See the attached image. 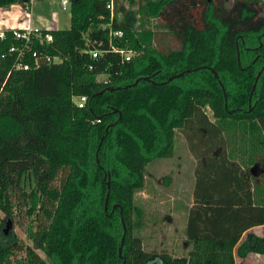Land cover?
<instances>
[{
    "label": "trees",
    "instance_id": "1",
    "mask_svg": "<svg viewBox=\"0 0 264 264\" xmlns=\"http://www.w3.org/2000/svg\"><path fill=\"white\" fill-rule=\"evenodd\" d=\"M108 1L69 0L70 28L33 44L58 62L36 68L27 54L32 68L17 69L10 50L22 42L14 30L0 38V212L36 223L33 245H23L2 238L7 223L0 220V264H14L23 250L18 264H47L37 250L55 264H123L122 218L124 264H236L235 253L264 255V234L243 240L264 226V182L249 172L264 163V70L250 109L264 67V2L115 0L111 20ZM30 3L0 0V8L28 10ZM110 22L125 35L115 48L132 50L131 61L111 48L102 29ZM172 40L176 47L166 46ZM79 96L88 99L84 108ZM177 131L197 160L186 225L191 250L183 257L148 253L134 235L141 221L133 220L144 215L135 200L146 168L174 157Z\"/></svg>",
    "mask_w": 264,
    "mask_h": 264
},
{
    "label": "rangeland",
    "instance_id": "2",
    "mask_svg": "<svg viewBox=\"0 0 264 264\" xmlns=\"http://www.w3.org/2000/svg\"><path fill=\"white\" fill-rule=\"evenodd\" d=\"M35 1L37 4H33L32 7L34 15H42L47 20H50L54 28L68 29L70 27V7L65 11L63 8L64 0ZM228 1L231 3L233 0ZM262 2H264V0H262ZM23 12V10H19L14 14L21 16ZM127 18L129 21H133L131 15ZM1 32L4 31H0V33ZM167 42L171 43L170 37ZM175 45L176 44L173 42V44L166 46L174 48L176 47ZM259 72H261V70L258 71V74ZM105 79V75L98 77L100 81H105ZM222 88L227 96V90L223 83ZM254 105V102H251L250 109H253ZM209 115L211 114L209 113ZM196 165L197 160L190 152L186 137L180 131L176 132V149L174 157L157 159L148 164L145 173V188L136 193L135 200L136 207L139 210L141 209L144 215L142 219L138 218L137 214L133 215L135 223H137L138 220L141 221V225L135 228L134 235L142 238L144 248L148 253L159 255L163 254L165 251L175 257H183L187 256L191 250H189L188 246L191 247V245L187 242L186 237V217L189 207L191 208V205L194 204V173ZM249 172L252 177L264 182V163L257 164V166L252 165ZM107 176H110L108 170L106 172V177ZM33 219L34 217L27 218L26 215L16 216L13 222L0 212V220H6V223L12 221L13 223V229L8 234L4 233L5 231L1 233L2 238L8 237L7 239L13 240L16 236L23 245H33V242L29 239V232L34 228V225H36ZM247 233L263 236L264 226L254 228ZM246 237L247 234H245L243 240H245ZM122 238L123 234L120 233L119 245L122 242ZM37 252L47 264H55L41 250H37ZM235 255L238 258L237 264H264V255L261 254L253 253L245 258L239 257L236 253ZM25 257L26 252L24 250L17 252L14 256V264H18Z\"/></svg>",
    "mask_w": 264,
    "mask_h": 264
},
{
    "label": "built area",
    "instance_id": "3",
    "mask_svg": "<svg viewBox=\"0 0 264 264\" xmlns=\"http://www.w3.org/2000/svg\"><path fill=\"white\" fill-rule=\"evenodd\" d=\"M68 7H70V2L68 0H64L63 8L68 9ZM107 7L111 12V20H113L114 12H115V0H109ZM102 29L109 30L107 38L111 48H113L115 52H119L125 61L127 62L131 61L135 55L132 50L116 49L114 46V40L124 39L125 36L124 32L122 30H114L111 22L108 24H103ZM47 31L49 30L40 28L38 26L25 30H14L15 38L22 42L21 46L12 47L10 50L11 53H17V64L15 66L17 69L30 70L32 68L31 64L25 62V57L27 54L32 55L36 68L41 66L42 61L46 63L59 61L58 58H53L49 55L40 53L39 51H34L32 48L33 44L36 42L40 44H45V43L49 44L53 42L52 34ZM4 37H5V33L1 32L0 38L3 39ZM91 53L93 59H98L101 56V52L99 50H93ZM75 102L79 108H84L88 102V99L86 96H79L75 98Z\"/></svg>",
    "mask_w": 264,
    "mask_h": 264
},
{
    "label": "crops",
    "instance_id": "4",
    "mask_svg": "<svg viewBox=\"0 0 264 264\" xmlns=\"http://www.w3.org/2000/svg\"><path fill=\"white\" fill-rule=\"evenodd\" d=\"M35 2H36L35 0H31V3L29 5L28 10H25L21 5H13V6L6 7V8H0V31L14 30V29H28V28L35 27V26H38V27L46 29V30H53V29L60 30V29L54 28V26H52V23L50 22V20H47L42 15H34L33 14V12H32L33 4H37V2L36 3ZM19 10L24 11L23 15L20 16V15L14 14L15 12H17ZM66 10L67 9H65V11ZM70 23H71V16H70ZM193 205H191V207ZM255 228H257V227H255ZM253 229H251V230H253ZM246 234H248V233H246ZM188 247L190 250L191 247L190 246H188ZM252 254L253 253H251V255ZM237 262H238V258L236 257V264H237Z\"/></svg>",
    "mask_w": 264,
    "mask_h": 264
},
{
    "label": "water",
    "instance_id": "5",
    "mask_svg": "<svg viewBox=\"0 0 264 264\" xmlns=\"http://www.w3.org/2000/svg\"><path fill=\"white\" fill-rule=\"evenodd\" d=\"M238 58H239V60H240V52H239V48H238ZM195 70H198V69H195ZM263 70H264V69H263ZM211 71L213 72L215 78H216V79L220 82V84L222 85L218 73H217L214 69H212V68H211ZM189 72H190V71L188 70V71H186V72H183V73L177 74V75H175V76H172V77H170V78L168 79V81L164 82V84H167V83H169V82H172L173 80H175V79H177V78H180V77L184 76L185 73H189ZM261 74H262V71L259 72V74H258L257 77H256V81H255V83H254V86H253V89H252V94H251V97H250V102H251L252 95H253V93H254V91H255V89H256V85H257V82H258V80H259ZM144 79H146V80H150L149 77H145ZM141 80H142V79H138V80H136V82H135L134 84L129 85L128 87H130V86H134V85H137ZM128 87H127V88H128ZM120 89H121L120 87H119V88H113V87L107 88L108 91H114V90H120ZM104 92H105V91H102V93H104ZM225 96H226V95H225ZM115 111H116V110H115ZM116 112H119V111H116ZM119 115H120V119H121V117H122V113L119 112ZM112 125H114V124L109 125V127L112 126ZM109 127H107L106 131L109 130ZM103 140H104V137H103L102 141H103ZM256 166H257V165H256ZM109 180H110V176H109ZM110 188H111V187H110V181H108V194H107V197H106L105 210L107 209V207H108V203H109ZM121 213H122V210H121ZM122 223H123V227H124V235H123L122 242H121V245H120V248H119V256H120L121 258L124 259V263H125V257L123 256V247H124V242H125V236H126V234H127V227H126V224H125V221H124L123 218H122ZM12 229H13V223H12V221H8V222H7V227H6V229H5V233H9L10 230H12ZM124 263H123V264H124Z\"/></svg>",
    "mask_w": 264,
    "mask_h": 264
},
{
    "label": "flooded vegetation",
    "instance_id": "6",
    "mask_svg": "<svg viewBox=\"0 0 264 264\" xmlns=\"http://www.w3.org/2000/svg\"><path fill=\"white\" fill-rule=\"evenodd\" d=\"M259 40H260V38H259ZM260 46H261V44H260ZM261 56H262L261 54H258L257 57H256V59H255V62H256L257 60H259V59L261 58ZM263 69H264V67H263ZM263 69H262L261 71H263ZM259 79H260V78H259ZM257 83H258V82H257ZM251 94H252V93H251ZM253 95H254V93H253ZM253 95H252V97H253ZM251 102H252V98H251ZM251 102H250V103H251Z\"/></svg>",
    "mask_w": 264,
    "mask_h": 264
}]
</instances>
